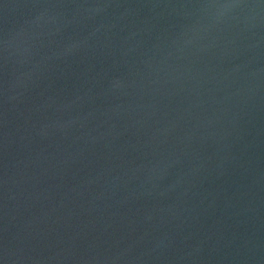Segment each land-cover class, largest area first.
<instances>
[{"label":"water","instance_id":"1","mask_svg":"<svg viewBox=\"0 0 264 264\" xmlns=\"http://www.w3.org/2000/svg\"><path fill=\"white\" fill-rule=\"evenodd\" d=\"M0 264H264V0H0Z\"/></svg>","mask_w":264,"mask_h":264}]
</instances>
